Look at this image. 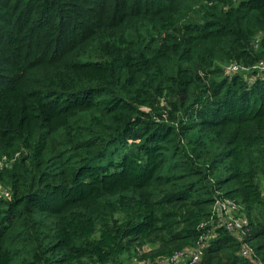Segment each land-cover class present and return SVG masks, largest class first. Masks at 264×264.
<instances>
[{"label":"trees","instance_id":"16d2710c","mask_svg":"<svg viewBox=\"0 0 264 264\" xmlns=\"http://www.w3.org/2000/svg\"><path fill=\"white\" fill-rule=\"evenodd\" d=\"M261 61L264 0H0V264H264Z\"/></svg>","mask_w":264,"mask_h":264},{"label":"built area","instance_id":"2783aa9c","mask_svg":"<svg viewBox=\"0 0 264 264\" xmlns=\"http://www.w3.org/2000/svg\"><path fill=\"white\" fill-rule=\"evenodd\" d=\"M260 69L264 70V62H260L259 64ZM237 69L236 66H229L228 70L229 71H235ZM8 195V193H5ZM221 208V207H220ZM223 212V220L221 222L222 225L225 226V228L229 231H237L239 230L245 223V219L243 218H237L233 217L232 214V207L230 208L229 206L223 207L221 210ZM250 250H244L243 254L248 255L247 252ZM201 254L200 247L192 248V249H187L183 250L175 255H173L170 258H165L160 260L158 263L161 264H186V261H189L190 263H195L199 259ZM146 264V263H145Z\"/></svg>","mask_w":264,"mask_h":264},{"label":"rangeland","instance_id":"374dc122","mask_svg":"<svg viewBox=\"0 0 264 264\" xmlns=\"http://www.w3.org/2000/svg\"><path fill=\"white\" fill-rule=\"evenodd\" d=\"M233 217H235V215H236V213H234V215L233 214H231Z\"/></svg>","mask_w":264,"mask_h":264}]
</instances>
